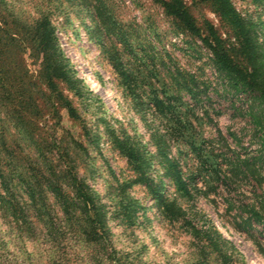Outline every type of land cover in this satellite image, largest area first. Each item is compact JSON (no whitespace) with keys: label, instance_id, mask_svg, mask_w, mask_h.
Instances as JSON below:
<instances>
[{"label":"rangeland","instance_id":"1","mask_svg":"<svg viewBox=\"0 0 264 264\" xmlns=\"http://www.w3.org/2000/svg\"><path fill=\"white\" fill-rule=\"evenodd\" d=\"M0 1L3 17L10 13L22 24L49 18L85 87L79 97L55 79L61 98L51 93L49 104L58 113H43L31 135L12 126L0 92V264L53 259L39 241H23L10 227L42 155L46 164H78L105 205L108 252L126 264H264L263 226L250 211L264 215V129L251 123L245 96L226 91L208 45L217 38L229 60L251 72L256 59L246 36L264 54V0ZM165 3L184 9L192 24ZM230 10L247 28L232 22ZM24 60L30 74L40 75L38 60ZM42 86L48 96L51 88ZM189 89L211 100L196 103ZM120 143L133 146L139 165Z\"/></svg>","mask_w":264,"mask_h":264},{"label":"trees","instance_id":"2","mask_svg":"<svg viewBox=\"0 0 264 264\" xmlns=\"http://www.w3.org/2000/svg\"><path fill=\"white\" fill-rule=\"evenodd\" d=\"M165 5L183 22L192 24L184 9L171 7L168 3ZM230 13L232 22L247 28L231 10ZM246 37L247 53L256 59L251 65V72L244 73L232 63L217 38H213L214 45L209 42L208 45L211 48V60L217 71L222 74L226 91L236 98L238 94H243L247 104L245 112L251 123L255 128L264 129V54L255 40L253 42L248 34ZM24 54L38 60L40 75L33 76L27 71ZM66 61L59 49L49 18L40 16L27 24L25 22L22 24L10 13L3 17L0 10V92L7 106L6 114L14 120L12 126L19 124L21 128L25 127L27 135H31L39 129L37 120L49 109L52 108V112L57 115L55 106L49 104V101H52L51 97L54 96L51 93L61 98L55 91V79L64 81L73 89L75 95L83 97L85 87ZM43 84L46 89L51 88L48 96L43 90ZM188 91L196 103L211 100L208 95L202 98L205 93L190 89ZM45 100L47 103L43 106L41 102ZM64 103L71 117L74 116V108L68 102ZM261 137L264 144V134ZM28 139L36 143L35 138ZM55 140L60 139L56 137ZM58 144H61V141ZM122 145L119 144L121 152L139 165L141 157L134 151L133 146L123 148ZM42 156L43 162L39 160L32 164L36 169L31 170L24 185V193L28 200L21 204V216L16 218L15 226H10L16 230L15 235L23 241L27 235L39 241L42 252L47 251L53 255V259L49 260L50 264H54L55 261H58L57 264H67L69 261L75 262L78 258L86 260L85 264H126L121 258L111 256V252H108L110 233L105 205L100 202L99 194L87 184L85 176L79 175L78 164L71 159L69 166L62 168L58 163L46 164L47 159H44L46 156ZM34 175L37 177H33ZM48 196L54 198L55 206L61 212L60 216L54 211L55 207H50L54 204L49 201ZM129 198L128 209L135 213L137 204L131 197ZM10 206L13 208L12 204ZM30 209L34 212H29ZM128 209L126 208L127 212ZM250 211L264 230V215L254 208ZM41 225L45 230L42 228L37 232ZM18 257L16 253L14 262H17Z\"/></svg>","mask_w":264,"mask_h":264}]
</instances>
